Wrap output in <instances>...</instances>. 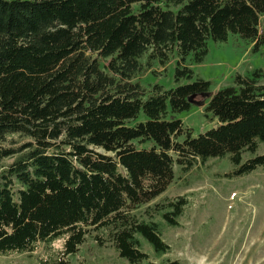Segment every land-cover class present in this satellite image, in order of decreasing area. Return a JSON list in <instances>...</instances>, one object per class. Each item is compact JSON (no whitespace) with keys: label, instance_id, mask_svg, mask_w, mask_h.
I'll use <instances>...</instances> for the list:
<instances>
[{"label":"trees","instance_id":"1","mask_svg":"<svg viewBox=\"0 0 264 264\" xmlns=\"http://www.w3.org/2000/svg\"><path fill=\"white\" fill-rule=\"evenodd\" d=\"M229 33L263 45L264 0H0V254L65 234L41 264H70L88 237L131 264H179L143 248L166 253L163 223L179 225L188 204L151 203L174 167L264 169V68L213 92L201 78L180 83ZM172 58L176 86L137 80ZM192 103L218 125L192 136L167 118Z\"/></svg>","mask_w":264,"mask_h":264},{"label":"rangeland","instance_id":"2","mask_svg":"<svg viewBox=\"0 0 264 264\" xmlns=\"http://www.w3.org/2000/svg\"><path fill=\"white\" fill-rule=\"evenodd\" d=\"M252 48L253 43L238 34L229 33L225 41L209 39L203 62L192 64V78L182 79L180 83L201 78L210 82L212 92L231 85L237 73L250 75L254 69L264 68V44ZM175 67L176 58L165 66L156 62L137 80L146 89L155 83L166 89L174 87ZM201 99L194 97L195 102ZM167 118L180 119L192 136L218 125V120L206 115L203 106L197 103H192L189 110L169 113ZM143 119L145 116L140 113L137 120ZM151 144L148 141L142 146ZM257 152H264V143H260ZM231 168L226 158H210L185 173L174 167L172 183L151 203L184 195L188 204L179 217V225L163 223L162 237L169 245L166 253L156 257L144 245L150 260L157 263L176 260L179 264H264V169L225 177L223 173ZM155 218L160 220L159 216ZM64 238L65 234H61L49 243H40L33 252L0 254V264H41V260L56 257ZM69 261L70 264H131L119 257L110 243L99 246L91 237L69 256Z\"/></svg>","mask_w":264,"mask_h":264}]
</instances>
